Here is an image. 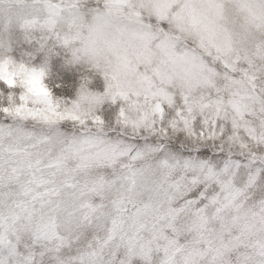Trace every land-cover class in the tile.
I'll list each match as a JSON object with an SVG mask.
<instances>
[{"label":"clouds","instance_id":"obj_1","mask_svg":"<svg viewBox=\"0 0 264 264\" xmlns=\"http://www.w3.org/2000/svg\"><path fill=\"white\" fill-rule=\"evenodd\" d=\"M0 264H264V0H0Z\"/></svg>","mask_w":264,"mask_h":264}]
</instances>
